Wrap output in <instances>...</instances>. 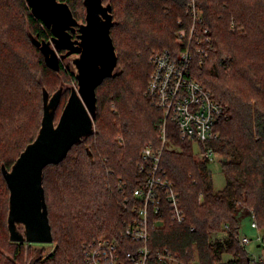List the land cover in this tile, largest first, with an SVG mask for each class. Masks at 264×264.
Instances as JSON below:
<instances>
[{
	"label": "trees",
	"instance_id": "trees-1",
	"mask_svg": "<svg viewBox=\"0 0 264 264\" xmlns=\"http://www.w3.org/2000/svg\"><path fill=\"white\" fill-rule=\"evenodd\" d=\"M62 1L70 3V7L73 4L72 0ZM112 5L115 19L112 38L116 46L117 34H121V39L130 45L132 57L139 60L133 62L138 71L139 88L135 82L119 80L126 74L119 63L127 52L116 47L119 73L106 78L96 89L99 106L94 119L95 133L75 144L59 164H49L44 169L49 219L57 242V249L49 260H54L55 264H84L83 244L94 237L126 241L128 249L135 246L121 234L136 216L132 206L138 201L133 191L146 180L145 172L140 171L141 154L147 144H153L155 150L162 148L163 114L146 95L153 69L149 56L153 50L183 49L184 45L176 40V32L182 27L178 20L182 18L186 28L192 23L188 0H112ZM197 6L203 13L199 30L208 28L212 46L203 45L208 57L194 54L191 73L212 92L227 113V118L217 123L218 136L200 144L202 149L209 146L226 159H222L221 165L226 183L221 189L215 188L209 159L195 158L193 141L181 139L175 124L168 123L167 144L160 159L161 172L173 181L179 192L186 222L151 227L149 246L154 255L149 264H160L156 252L164 248L176 253L180 264H189L195 257L200 264H264L254 262L246 247L240 244L238 218L240 204L245 205L255 212L259 227L264 228V0H197ZM25 7L24 0H0V106L4 104L1 89L12 90L23 82L27 85L29 78L27 59L14 44L16 26L20 21L24 24L25 17L22 32L33 46L28 26L33 33H39L40 38L49 39L38 25L43 21ZM74 16L78 18L75 13ZM138 27L145 30L138 32L139 40L131 35ZM46 30L52 36L50 28ZM41 62L44 70H52L45 59ZM62 70L68 69L62 65L60 72L52 70L57 72L60 82ZM41 80L49 88L44 76L39 75L36 84L42 94ZM109 81L120 88L115 97L118 107L112 114L115 122L106 121L101 110L107 99L101 98L99 89ZM119 85L132 87L127 89L129 93L122 92V101L118 99L122 88ZM105 96L108 98V94ZM19 107L14 118L24 125V116L20 115L24 103L20 102ZM1 122V127L10 130V120L0 119ZM116 133L124 135L123 145L115 138ZM90 140L91 144H87ZM170 143L178 148H170ZM23 150L24 147L20 153ZM15 160L0 159V243L6 240L4 233L8 232V211L2 200L8 186L1 164L10 168ZM51 166L53 175L47 176L46 171ZM224 224L229 226L225 236L214 238L223 231ZM22 244L14 243V255L21 252ZM225 254L231 258L224 263ZM41 261L40 252L35 264ZM0 264H10L1 251Z\"/></svg>",
	"mask_w": 264,
	"mask_h": 264
},
{
	"label": "water",
	"instance_id": "water-1",
	"mask_svg": "<svg viewBox=\"0 0 264 264\" xmlns=\"http://www.w3.org/2000/svg\"><path fill=\"white\" fill-rule=\"evenodd\" d=\"M26 1L33 16L52 32L51 39L40 38L28 26L31 42L41 50L46 65L52 70L60 72L65 63L77 87H69L61 80L51 94L41 80L43 116L39 133L10 168L1 164L10 190L7 229L14 242L53 243L44 169L49 164H59L75 144L96 131L94 119L99 106L96 89L106 78L119 73V56L111 34L115 19L112 0H83L84 20L74 16L66 1ZM75 32L77 37L73 38ZM68 89L70 95L56 120ZM38 258L39 253L27 264H35Z\"/></svg>",
	"mask_w": 264,
	"mask_h": 264
},
{
	"label": "built area",
	"instance_id": "built-area-1",
	"mask_svg": "<svg viewBox=\"0 0 264 264\" xmlns=\"http://www.w3.org/2000/svg\"><path fill=\"white\" fill-rule=\"evenodd\" d=\"M188 7L192 23L186 28L183 19L179 18L178 23L182 27L176 32V40L184 45L183 49L156 50L149 56L153 69L146 95L153 99L163 114L160 126L162 148L155 150L153 144H147L141 154L143 162L140 171L145 172L146 180L133 191L138 201L132 206L136 216L121 234L123 239L135 246L128 249L125 247L126 241L123 243L106 236L94 237L83 244L84 264H149L154 255L149 246L151 227H164L168 222L172 225L186 222L179 192L173 181L161 172L160 159L167 144V125L175 124L181 139L206 144L218 136V121L227 118L225 108L191 73L194 54L208 57L203 45L210 48L212 41L208 28L202 32L199 30L203 23V13L197 6V0H188ZM215 154L209 146L202 150V156L210 160ZM251 226L257 232V247L263 249L260 256L250 254L251 258L254 262H264V228L259 227L253 210ZM225 229H229L228 224H225ZM239 240L244 247L252 241L245 234H241ZM156 258L160 264H180L177 254L168 248L158 250Z\"/></svg>",
	"mask_w": 264,
	"mask_h": 264
},
{
	"label": "rangeland",
	"instance_id": "rangeland-1",
	"mask_svg": "<svg viewBox=\"0 0 264 264\" xmlns=\"http://www.w3.org/2000/svg\"><path fill=\"white\" fill-rule=\"evenodd\" d=\"M25 1L26 7L25 9L27 11L31 12V8L28 5L27 1ZM107 2V1H106ZM72 9L76 16L80 18V20H84V5H83V0H72ZM118 8L120 6H117ZM24 9V13H25ZM119 12L120 10L117 9ZM32 13V12H31ZM121 13V12H119ZM37 19V18H36ZM43 30L46 31V34L49 39H51V35L49 34L48 30H46V25L44 23H39L38 24ZM24 27V28H23ZM22 28L25 31V17H24V24L21 21L19 25L16 26L14 33V41H15V46L19 51L22 53L26 61L28 62L27 68L28 71L30 72L28 75V82L27 85L23 82L19 84L18 87H15L14 89H1V95L3 96V102L4 104L0 106V119L2 121L10 120L8 123V129L1 127L3 122L0 123V159L5 157L7 160L12 161L19 156V153L21 149L26 147V145L29 143V141L33 138H36L37 131L41 126V120H42V115H43V100H42V94L39 86L36 84V78L39 75H43L45 79V83L50 89V93L52 94L55 90L60 85L59 77L57 75V72H54L52 70H44L43 65H42V60L44 62V58L42 53L36 49L35 46L32 44H29V42L26 39V34L22 32ZM48 28V27H47ZM135 29V28H134ZM133 29V30H134ZM144 33L143 28H136L135 31H131L134 34V36H137V40H139L138 32ZM121 34H117V40H116V47L118 50L124 49L127 53L123 56V60L121 63H119L123 68L126 69V74L122 76L119 80H124V81H130V82H135V85L138 86V78L136 76V73L138 72L136 70V65L133 64V62H138V59H134L132 57L133 52L129 51L130 45H128L127 40H122L120 37ZM130 35V38H131ZM133 36V35H132ZM156 51V50H153ZM152 51V52H153ZM151 52V53H152ZM123 53V51H122ZM137 55L140 54V52H136ZM147 54L145 55V57ZM144 57V55L142 56ZM65 67V63L63 65ZM61 75L63 76L61 80H63L69 87H77V82L74 76H71L70 72L67 70H62ZM136 76V79L134 77ZM21 77V76H19ZM13 79V78H12ZM219 80V79H218ZM132 85V84H131ZM131 85H128L129 87L124 88L121 86V93L119 94L118 99H121V94L122 92L126 91L128 88L132 89ZM120 88H117V85L112 82H108L107 84L103 85L99 89L100 96L104 99H107L106 102L103 104L101 110L103 114H105V120L109 122H115L112 119V114L116 113V108L117 103L115 101V97H117L116 93L118 92ZM70 89L69 91L62 97L61 100V105H59V108L57 110L56 114V120H58L64 105H66V101L70 95ZM128 92V90H127ZM130 92V90H129ZM128 92V93H129ZM105 93L108 94V98L105 96ZM130 98V97H129ZM20 102L24 103V107L22 108V111L20 115L24 116V125L18 121L15 120L14 115L15 113L19 110ZM105 122V121H104ZM147 122H149V119H147ZM117 129H119V125H117ZM24 127V128H23ZM119 144H124V135L122 133H116L115 137ZM91 141H88L87 144H91ZM86 144V145H87ZM170 148H178L174 144L170 143L168 144ZM193 151L195 152L194 156L198 160L204 159L206 157L202 156V148L201 144L199 142H193ZM80 148V147H79ZM223 155L216 153L213 157V159L208 160V167H210V170L212 172V178H213V183L216 189H221L223 188L225 182V176L222 171V159ZM225 159V158H224ZM53 175V167H49L48 170L46 171V175ZM9 194L10 190L7 188L5 193L2 196V200H4V206L6 207V212L8 211V202H9ZM50 198L53 196V192L50 194ZM238 212V218L240 221V226H241V234L247 235L250 239H252L251 243H249L246 246V249L250 254H256L257 256H260L263 253V249L260 247H257V242L255 241V236L257 234L256 230L254 227L252 228L251 226V209L246 207L245 205L240 204ZM8 215V212H7ZM6 220V217H5ZM166 225V224H165ZM225 225V224H224ZM223 231L216 233L214 235V238H222L226 234V229L225 226H223ZM6 236V240L4 242L0 243V251L8 257L9 263L10 264H27L31 257L36 255L37 253H42V261L41 263L38 264H55L51 259L49 260L50 254L54 253L57 249V242L54 241L53 243H39V242H14L9 239L8 232L4 233ZM58 235V234H57ZM14 243H23L21 252L18 255H14L13 251L15 249ZM231 258V255L225 254L223 257V262H227ZM189 264H200L199 260L197 257L193 259Z\"/></svg>",
	"mask_w": 264,
	"mask_h": 264
},
{
	"label": "flooded vegetation",
	"instance_id": "flooded-vegetation-1",
	"mask_svg": "<svg viewBox=\"0 0 264 264\" xmlns=\"http://www.w3.org/2000/svg\"><path fill=\"white\" fill-rule=\"evenodd\" d=\"M77 37V32L73 33V38ZM61 52H64V50H62Z\"/></svg>",
	"mask_w": 264,
	"mask_h": 264
}]
</instances>
